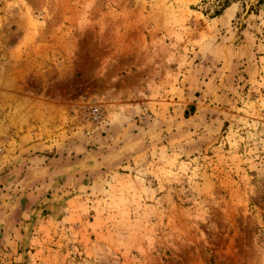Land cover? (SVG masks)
Returning <instances> with one entry per match:
<instances>
[{
    "label": "rangeland",
    "instance_id": "rangeland-1",
    "mask_svg": "<svg viewBox=\"0 0 264 264\" xmlns=\"http://www.w3.org/2000/svg\"><path fill=\"white\" fill-rule=\"evenodd\" d=\"M0 0V264H264V0Z\"/></svg>",
    "mask_w": 264,
    "mask_h": 264
},
{
    "label": "trees",
    "instance_id": "trees-1",
    "mask_svg": "<svg viewBox=\"0 0 264 264\" xmlns=\"http://www.w3.org/2000/svg\"><path fill=\"white\" fill-rule=\"evenodd\" d=\"M230 1H233V0H221V1L219 2V4H218V5H219V9H218V10H215L214 14H215V15L220 14L221 10L224 9V8L229 4ZM261 1H262V0H259V3H260Z\"/></svg>",
    "mask_w": 264,
    "mask_h": 264
}]
</instances>
